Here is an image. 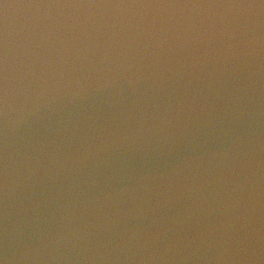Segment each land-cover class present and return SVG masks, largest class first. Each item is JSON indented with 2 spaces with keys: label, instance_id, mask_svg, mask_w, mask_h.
<instances>
[{
  "label": "water",
  "instance_id": "95a60500",
  "mask_svg": "<svg viewBox=\"0 0 264 264\" xmlns=\"http://www.w3.org/2000/svg\"><path fill=\"white\" fill-rule=\"evenodd\" d=\"M0 264H264V0H0Z\"/></svg>",
  "mask_w": 264,
  "mask_h": 264
}]
</instances>
